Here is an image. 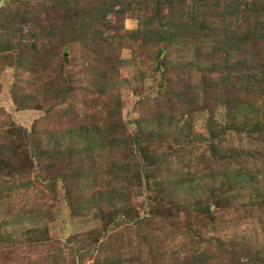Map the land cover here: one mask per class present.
Listing matches in <instances>:
<instances>
[{"label":"rangeland","instance_id":"374dc122","mask_svg":"<svg viewBox=\"0 0 264 264\" xmlns=\"http://www.w3.org/2000/svg\"><path fill=\"white\" fill-rule=\"evenodd\" d=\"M6 2L0 0V6ZM120 24L127 31L137 28L139 21L129 16L117 26ZM130 43L131 46H121L118 50V73L111 75L109 95L102 94L101 85L94 83L95 72H90L91 63L79 43L65 46L62 53L69 58L62 86L72 85L74 89L67 98H54L45 88L50 72H41L35 78L28 71H19L14 65L0 61V126L14 121L31 130L42 121L39 131L47 133L58 122L75 116L72 113L59 116L56 106L57 110L80 109L77 112L81 119L99 121L107 114L104 103L112 106L119 103L129 132L138 129L137 120L142 118L144 126L158 133L152 147L158 149V154L168 155V163L163 166L169 165L193 180L189 188H175L173 179L164 175L170 188L166 186L160 194L166 201L185 198L203 201L216 195L230 197L229 203L220 210L211 204L216 214L213 222L203 220L195 212L187 215L180 207L172 212L174 215H164L159 210L141 224L119 222L103 232L109 216L129 203L126 197L119 199L112 192L119 191L124 182L110 180L114 177L108 174L110 167L125 171L124 167L128 166L133 170L140 165V155L99 150L94 162L91 160L90 175L68 182L72 187L71 201L61 180L56 183L55 191L39 184L13 190L9 204L0 208V235L6 238L0 244V264H79L82 261L87 264H181L185 251L190 248L186 234L189 226L202 229V246L209 238L220 237L226 249L235 245L244 252L257 251L261 256L259 264H264V140L259 126L252 121L264 116L262 102L249 115V99L242 96L247 105L237 106L234 117H228L223 100L215 99L201 87V72L178 69L176 65L181 64L173 57L168 62V73L162 74L167 69L164 52L157 59L139 40ZM184 90L192 92L182 106L188 112L181 118L175 116L174 123H168L169 119H163L171 114L166 98L177 97ZM233 91L232 87L228 89L229 97L234 95ZM49 107H54V111H49ZM173 108L181 107L178 103ZM212 141L218 151L212 152L209 146ZM240 164L245 166L248 175L251 171L258 181L256 185L246 187L235 182L233 174ZM74 172L80 170L70 171ZM159 177L150 178L152 188L153 181H159L162 176ZM156 189L155 186V191L149 193L156 194ZM148 191L133 187L130 203L137 209L135 219L144 216L150 206L146 201ZM44 227H47L48 239L42 242ZM95 231L103 233L99 236ZM217 254L218 262L214 264H231L228 251ZM76 256H79L77 261Z\"/></svg>","mask_w":264,"mask_h":264},{"label":"trees","instance_id":"16d2710c","mask_svg":"<svg viewBox=\"0 0 264 264\" xmlns=\"http://www.w3.org/2000/svg\"><path fill=\"white\" fill-rule=\"evenodd\" d=\"M129 16L138 19L137 28L126 31L123 25L117 26ZM138 40L157 59L164 52L167 69L162 74L168 73V62L171 63L173 57L181 64L176 65L178 69L201 72V87L215 99L223 100L228 107V117H234L237 106L247 105L244 97L249 99V115L258 102L264 107V0H7L0 6V61L14 65L19 71H28L35 78L41 72H50L45 88L54 98H67L74 90L72 85L62 86L69 61L62 55L65 46L79 43L85 49L87 61L91 63L90 72H95L94 83L101 85L102 94L109 95L112 76L118 73L119 48L131 46L130 42ZM204 52L206 55L202 56ZM231 87L234 95L229 97ZM190 92L184 90L177 97L166 98L171 114L163 119L166 117L168 123H174L175 116H184L188 111L182 106ZM178 103L181 108H173ZM104 106L107 114L99 121L81 119L80 109L57 110L56 106L59 116L71 113L75 116L58 122L47 133L39 131L42 121L31 130L14 121L0 126V208L9 204L16 188L29 189L39 184L54 190L59 180L63 181L66 196L71 201L70 179L90 175L96 152L108 150L131 156L138 152L140 165L133 170L124 167L125 171L110 167L108 174H114L110 180L124 182L119 191L112 192L119 199L126 197L129 203L109 216L103 232L119 222L141 224L159 210L174 215L172 212L180 207L187 215L195 212L203 220L215 221L211 204L220 210L229 203L230 197L211 195L203 201L186 198L166 201L160 192H164L166 186L170 188L167 179H173L175 188H189L193 184L191 176L180 174L169 165L163 166L168 163V155L158 154V149L152 147L158 133L144 126L142 118L137 120L138 129L131 133L123 121L120 104L112 106L108 102ZM48 110L54 111V107ZM159 120L162 121V116ZM252 121L259 126L264 140V116ZM209 146L212 152L218 151L213 141ZM239 166L233 174L235 182L246 187L256 185L258 181L251 171L248 175L245 166ZM73 169L80 172L71 174ZM164 175L169 178L163 179ZM152 176H162L159 181H153V188L149 183ZM155 186L156 194L149 193L155 191ZM133 187L149 190L146 201L150 206L146 214L137 219V209L130 203ZM103 232L94 233L100 236ZM47 233L44 227L42 242L48 239ZM186 234L190 248L185 251L181 264H214L218 262V251H228L231 264H259L261 260L260 254L251 249L244 252L235 245L224 248L225 242L220 237L209 238L202 246L201 228L189 226ZM5 240L1 234L0 244ZM77 258L79 256L76 261Z\"/></svg>","mask_w":264,"mask_h":264}]
</instances>
